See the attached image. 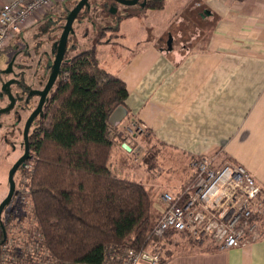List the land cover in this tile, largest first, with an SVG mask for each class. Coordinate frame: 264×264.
<instances>
[{"label": "crops", "instance_id": "0c3cea01", "mask_svg": "<svg viewBox=\"0 0 264 264\" xmlns=\"http://www.w3.org/2000/svg\"><path fill=\"white\" fill-rule=\"evenodd\" d=\"M140 3L100 30L91 46L100 67L128 91L120 122L110 124L112 172L153 192L152 222L161 192L183 188L191 161L203 155L243 165L264 189V0H165L157 9ZM54 7L36 23L53 21ZM86 13L94 14V5ZM28 44L9 42L19 48L17 60L26 58ZM37 57L29 59L42 73L46 65ZM131 122L141 131L128 136ZM136 149L132 164L128 154ZM175 242L182 246L168 239L173 253L165 264H264V236L227 250Z\"/></svg>", "mask_w": 264, "mask_h": 264}, {"label": "trees", "instance_id": "16d2710c", "mask_svg": "<svg viewBox=\"0 0 264 264\" xmlns=\"http://www.w3.org/2000/svg\"><path fill=\"white\" fill-rule=\"evenodd\" d=\"M164 1L146 0L145 7L161 8ZM56 79L36 119L33 159L24 174L35 248L7 252L5 264H40V258L42 264H105L115 251L142 250L151 243L148 191L118 178L109 164L113 126L108 119L124 105L125 83L100 67L95 47L71 56L65 51ZM162 247L158 264L173 253Z\"/></svg>", "mask_w": 264, "mask_h": 264}, {"label": "built area", "instance_id": "2783aa9c", "mask_svg": "<svg viewBox=\"0 0 264 264\" xmlns=\"http://www.w3.org/2000/svg\"><path fill=\"white\" fill-rule=\"evenodd\" d=\"M66 1L1 3L0 50L52 6ZM124 129L128 136L141 131L132 122ZM215 158L216 153H212L193 159L192 175L186 185L177 191L161 192V211L152 224L151 243L146 248L115 251L105 264H158L168 239L185 238L198 245L209 242L217 250L260 240L264 236V189L243 165L232 161L217 164ZM138 161L136 154L133 162ZM37 262L42 264L41 258Z\"/></svg>", "mask_w": 264, "mask_h": 264}, {"label": "flooded vegetation", "instance_id": "af4514ba", "mask_svg": "<svg viewBox=\"0 0 264 264\" xmlns=\"http://www.w3.org/2000/svg\"><path fill=\"white\" fill-rule=\"evenodd\" d=\"M30 54L31 53H29V51L27 50V54L25 55L26 58L21 60H17L15 58L14 60H12L11 71L8 72L10 76L0 83V109L10 104L9 95L14 97L12 108H10V110L6 113H0V140H2L0 142V145H4L8 149L7 156H3L0 159V162L1 166L3 164L9 166L6 174L0 171V176H2L3 178V182L0 183V206L7 199V201L1 207L0 211V264L4 259H6L4 255H6L7 252L12 250H23V248L16 250L14 246L9 247L8 244L10 241H15L14 239L16 238L17 234L15 229L18 226L20 218H23L25 216L24 214L19 213L20 208H22L23 203H25V198L19 188L20 186L22 187L20 180L22 181L21 178L24 177L26 170H28L30 167L31 160L33 159V154L30 149L32 138L31 135L35 128L36 119L41 115L39 114L35 116L30 121L27 132L25 134L26 121L34 111L40 100V97L38 95H30V92L33 90H41L44 87L52 68L53 58H51V56L47 55L46 53V57H48L45 62L46 70L42 73L41 71L38 72L39 68H37V66L34 64V62L32 61L33 59H29ZM25 68L33 71L31 74V78H28V76L26 75V72L28 70L25 72ZM22 80L28 84L27 88L23 89V87H25L23 86L21 87L22 90L20 92H18L17 90L13 91V86H17ZM8 81H11V83L5 88V91H3L2 86ZM8 137L12 138L6 141L5 139ZM26 147L27 157L21 160V162L13 172L12 179L14 182V188L9 195L10 170L12 166L24 155ZM16 172L18 175L17 181L14 180V175ZM11 202H13L11 207L7 209V211L3 215L5 206L11 204ZM31 254L32 260H35L36 254L34 252Z\"/></svg>", "mask_w": 264, "mask_h": 264}, {"label": "rangeland", "instance_id": "374dc122", "mask_svg": "<svg viewBox=\"0 0 264 264\" xmlns=\"http://www.w3.org/2000/svg\"><path fill=\"white\" fill-rule=\"evenodd\" d=\"M75 1H70L65 5H59V4H55V7L52 11V17H53V21L50 20L49 22H40V23H36V21L34 23H32L31 25H29L26 28H23L18 34L17 36L14 38L15 40L17 38H19V40H23L25 42L28 41V45L26 46L29 51L32 53L33 56H40L41 58H43V65L46 62V53L49 52L51 55V58H54V49L55 47L53 46V43L58 39L60 32H61V26L64 24V17L67 14V9L72 8V6L74 5ZM89 3L92 5H94V14L92 13H86L87 9L86 7L82 8V10L80 11L78 17L75 19L74 23H73V29H74V34H70L69 38H68V45L66 47V51L67 54L69 56L75 54L76 52L82 51L84 49H88L93 45V41L94 39L97 37L99 31L104 30V27L106 25H108L109 23L111 24L112 22L117 21L118 19H120L121 16H123V14L131 11L132 9L136 8L135 5H125V4H121V3H117L114 0H89ZM141 4V3H140ZM139 4V5H140ZM53 7V6H52ZM111 8H114L115 11H111ZM63 9V12H61V10ZM50 11V9H48L46 12L48 13ZM47 13L42 14L41 16L43 17V15L45 16ZM84 17L82 19V22L79 23L78 20L81 17ZM41 17V18H42ZM38 22V21H37ZM56 22V23H55ZM94 22V23H93ZM40 24V25H39ZM94 24V25H93ZM9 42L8 44L2 48L0 50V83L3 82L4 80H6L10 74L5 72V70H7L10 66H12V60L17 58V56L20 55L16 54V52L18 51L19 48H15V45L9 46ZM22 47L20 46V49ZM21 51V50H20ZM23 54H26L25 52ZM43 56V57H42ZM50 58V57H49ZM36 60L38 59V57L35 58ZM10 66V67H11ZM28 69L25 68V72ZM43 70V68H42ZM32 70H28L26 72V75L28 76V78H31V74H32ZM25 75V76H26ZM23 81V80H22ZM20 82V84H18L17 86H13V91H18L20 92L22 89L21 87L27 88L28 84L23 82ZM56 82L54 83L53 87H55ZM52 87V89H53ZM12 137H8L5 140H9ZM2 140H0L1 142ZM5 141V142H6ZM5 144V143H3ZM7 147L4 145H0V159L3 156H7ZM136 154H140L139 149H136L135 151H133L132 153L128 154V160H130V162L132 164H135L133 162V157ZM31 165V163H30ZM0 166H1V162H0ZM8 165L3 164L1 166L0 171L4 174H6L7 169H8ZM24 177H22L21 179L23 181H21V185L23 187H25V179H23ZM18 179V175L17 172L14 175V180L17 181ZM3 182V178L2 176H0V183ZM23 190V189H21ZM26 189L24 191V200H25V204L24 207L20 208L19 213L20 214H24L25 216L23 218H20V221L18 223L17 228L15 229L17 234H16V238L14 239L15 241H10L8 246H14L16 248V250L18 249H22V248H26V249H30L32 250L33 248H35V245L31 244V240L35 239V233L34 231H32V229L34 228V221L33 218L31 217L30 214V209H31V205L29 202H27V196H26ZM150 196L153 195V192H150L149 194ZM13 202H11V204H8L5 206L4 208V213L7 211V209H9L11 207ZM34 230V229H33ZM174 240V239H173ZM177 241L180 239H176ZM30 243V244H29ZM29 244V245H28ZM121 249V247L119 248V250ZM122 251V250H120ZM7 255H4V257L6 258ZM37 257V255H36ZM5 262V259H4ZM1 264H5V263H1Z\"/></svg>", "mask_w": 264, "mask_h": 264}, {"label": "water", "instance_id": "95a60500", "mask_svg": "<svg viewBox=\"0 0 264 264\" xmlns=\"http://www.w3.org/2000/svg\"><path fill=\"white\" fill-rule=\"evenodd\" d=\"M117 3H121V4H125V5H135L137 4L139 1H141V6H145L146 0H114ZM86 7L87 11L90 10L91 8V4L89 3V0H77V2L74 4V6L69 9L67 11V14L64 17V24L61 26V32L60 35L58 37V39L53 43V46L55 47L54 49V58L52 61V68H51V73L44 85V87L41 90H33L30 92V95L32 94H36L40 97L39 103L36 106V108L34 109V111L31 113V115L29 116V118L26 121V125H25V134L27 132L28 126L30 121L37 115L41 114L42 112V107L47 99V95L49 93V91L52 89L56 78L59 74L60 71V64L63 61V57L66 51V47L68 45V38L70 36V34H74V29H73V23L75 21V19L78 17L80 11L82 10V8ZM95 9V8H94ZM111 11H115L114 8H111ZM84 17L82 16L78 22L81 23L82 19ZM170 41H171V36H169L168 42H167V49L170 50L171 46H170ZM11 66V63H10ZM8 66L9 68L7 70H5V72H10L11 71V67ZM11 83V81L6 82L3 86H2V90L5 91V88ZM9 99H10V104L4 108L0 109V113H6L10 110V108H12L13 103H14V97L9 95ZM123 112H124V108L122 106H118L117 108L114 109V111L110 114L108 122L111 125H116L120 122L122 116H123ZM27 157V147L25 150L24 155L12 166L10 173H9V181H10V192L9 195L11 194V192L13 191L14 188V182L12 179V175L13 172L15 171V169L17 168V166L19 165V163L21 162V160L25 159ZM7 201V199L3 202V204ZM3 204L0 206V211H1V207L3 206Z\"/></svg>", "mask_w": 264, "mask_h": 264}]
</instances>
